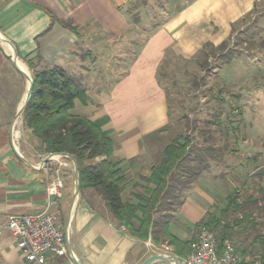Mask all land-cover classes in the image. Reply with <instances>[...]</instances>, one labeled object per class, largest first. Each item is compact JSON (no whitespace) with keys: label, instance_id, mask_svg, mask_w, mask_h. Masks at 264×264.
Segmentation results:
<instances>
[{"label":"crops","instance_id":"0c3cea01","mask_svg":"<svg viewBox=\"0 0 264 264\" xmlns=\"http://www.w3.org/2000/svg\"><path fill=\"white\" fill-rule=\"evenodd\" d=\"M123 1L0 0V264H29L4 228L10 216L46 208L47 177L55 176L50 168H42L48 154L40 150L30 131L25 132L23 115L17 119L29 90V81L20 72H25L22 66L29 70L27 60L40 56L44 65L62 67L80 78L88 99L86 103L77 100L73 113L105 121L103 130L113 143L112 159L121 162L127 178L123 201L136 205L137 196L151 186L145 180L158 166V144L172 123L166 86L161 82L165 74L160 75L167 55L189 59L207 43H222L232 25L252 12L255 2L178 3L173 15L152 31L144 44H120L131 27L121 8ZM95 33L104 44H88ZM10 44L17 52V62ZM127 46L131 60L125 62L120 54ZM132 47L136 51H131ZM119 64L125 66L123 71ZM111 65V73L104 74ZM200 187L190 197L184 196L182 205L172 213L170 231L182 242L191 241L195 226L204 218L206 203L214 201ZM56 206L74 257L81 264H144L157 253L184 260L174 246L151 247V239L142 240L120 226L93 190L80 194L74 202V194L65 189ZM135 227L138 229L139 223L135 222ZM50 264L74 262L68 254L52 258Z\"/></svg>","mask_w":264,"mask_h":264},{"label":"rangeland","instance_id":"374dc122","mask_svg":"<svg viewBox=\"0 0 264 264\" xmlns=\"http://www.w3.org/2000/svg\"><path fill=\"white\" fill-rule=\"evenodd\" d=\"M192 1L124 0V9L131 27L120 44H144L151 37L152 31L173 15L176 4L184 6ZM233 25L229 37L222 42H226L231 54L235 55L230 62L221 56L224 50L212 48L203 54L201 50L189 59L178 58L173 53L167 55L160 75L165 74L161 82L167 86L172 123L158 144L157 165L163 160L165 148L185 136H189L193 144L200 145L206 141L203 146H212L215 151L221 150L216 153L222 160L217 159L216 169L201 174L193 188H184L180 199L184 200L187 195L190 197L195 188L201 186L207 191V197L214 200L213 203H206V212L201 222L213 217L220 218L222 225L227 223L234 229L235 235L230 241L239 249H249L254 238L264 234V201L259 195L260 189L264 188V177L261 178L264 171V0H255L252 12ZM82 34L86 35L84 31ZM92 43L104 44L102 37L96 33L88 44ZM222 43L217 46L210 44L219 47ZM128 47L120 54L123 55L121 60L125 62L131 60ZM131 51H136L135 47ZM121 65L118 66L123 71L125 66ZM112 68L111 65L109 72L104 74H110ZM28 72L32 77L30 69ZM49 164V170L54 174L59 172L64 181V190L68 189L72 196L75 177L71 160L58 158ZM221 173L227 176H220ZM51 176L48 175L47 183L51 182ZM88 192L85 190L84 194ZM232 196H238L240 200L248 196L261 198L259 206L262 210L259 207L260 211L250 209L253 220L258 224L256 228L237 223L242 218L241 212L224 216ZM196 226L189 241V250L185 256L181 255L182 259L192 253L197 230L206 227L198 229ZM149 245L154 247L152 242ZM159 248L163 249V246ZM174 250L176 253V248Z\"/></svg>","mask_w":264,"mask_h":264},{"label":"trees","instance_id":"16d2710c","mask_svg":"<svg viewBox=\"0 0 264 264\" xmlns=\"http://www.w3.org/2000/svg\"><path fill=\"white\" fill-rule=\"evenodd\" d=\"M123 7H126L125 4ZM210 48L224 50L226 53L223 52L221 56L227 62L234 59L235 55L231 54L226 42L219 47L209 43L201 53ZM27 64L34 87L29 105L23 113V126L43 147L42 152L71 155L78 164L81 194L84 195L85 190H93L105 201L109 215L132 235L145 241L151 239L157 247L174 246L180 256H185L190 244L171 233L172 213L183 203L180 199L183 189L190 188L204 172L216 169L217 159L222 161L216 153L221 150L203 146L206 141L200 145L193 144L189 136L174 140L163 151L162 162L152 168L150 177L145 180L151 186L145 188L143 195L137 196L138 204L124 202L122 194L127 187V178L121 162L112 159L113 143L109 133L103 130L105 121H91L73 113L77 100L86 103L88 99L80 78L69 75L62 67L44 65L40 56L28 59ZM262 173L261 178L264 177V171ZM259 195L262 199L248 196L240 200L238 196H232L224 216L241 212L242 218L237 223L256 228L258 224L253 220L250 209L262 210L259 204L261 200L264 201V188L260 189ZM135 222L139 223L138 229L135 228ZM223 224L220 218L213 217L203 220L196 227L206 226L214 231L222 247L235 235L231 225ZM240 250L264 264V234L254 238L251 248Z\"/></svg>","mask_w":264,"mask_h":264},{"label":"built area","instance_id":"2783aa9c","mask_svg":"<svg viewBox=\"0 0 264 264\" xmlns=\"http://www.w3.org/2000/svg\"><path fill=\"white\" fill-rule=\"evenodd\" d=\"M44 168L50 166L45 165ZM63 190L64 181L57 172L46 188L48 202L44 210L8 218L4 229L15 240L18 250L29 264H50L52 258L68 255L66 233L56 206ZM195 235L192 253L179 264H262L251 255L244 254L231 241H226L220 247L215 233L206 227H201Z\"/></svg>","mask_w":264,"mask_h":264},{"label":"water","instance_id":"95a60500","mask_svg":"<svg viewBox=\"0 0 264 264\" xmlns=\"http://www.w3.org/2000/svg\"><path fill=\"white\" fill-rule=\"evenodd\" d=\"M3 40V38H1ZM9 43V42H8ZM12 46V44H10ZM13 48V58L14 61L17 62L18 60V55L16 50ZM17 65V64H16ZM20 72L27 78V80L29 81V90L27 93V97L26 100L22 106V108L20 109L19 113L17 114V119L20 118L24 111L26 110V108L29 105V101L32 97L33 94V87H34V81L33 78L26 72L20 70ZM18 157L24 161V158L17 153ZM58 158H68L69 160H71V162L73 163L74 166V177H75V191H74V202L79 198L80 193H81V178H80V172H79V168H78V164L76 162V160L69 154H64V153H58V154H49L44 160H43V164H42V168L46 165L49 164L52 160L58 159ZM25 162V161H24ZM66 233V232H65ZM66 241H67V248H68V254L73 258V262L74 264H81L75 257L71 248V245L69 244L68 241V233H66ZM157 262H165V263H174V264H179V261L176 257L174 256H166L163 254H157L154 255L150 258H148L144 264H154Z\"/></svg>","mask_w":264,"mask_h":264},{"label":"bare ground","instance_id":"6f19581e","mask_svg":"<svg viewBox=\"0 0 264 264\" xmlns=\"http://www.w3.org/2000/svg\"><path fill=\"white\" fill-rule=\"evenodd\" d=\"M21 66H22V65H21ZM22 68L25 70V72H27V73H28V71H27L26 67H23V66H22Z\"/></svg>","mask_w":264,"mask_h":264}]
</instances>
